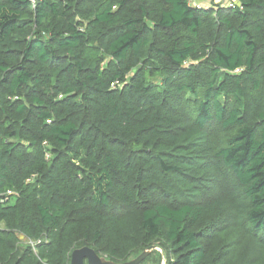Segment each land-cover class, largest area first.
<instances>
[{
	"label": "trees",
	"instance_id": "16d2710c",
	"mask_svg": "<svg viewBox=\"0 0 264 264\" xmlns=\"http://www.w3.org/2000/svg\"><path fill=\"white\" fill-rule=\"evenodd\" d=\"M85 246L264 264V0H0V264Z\"/></svg>",
	"mask_w": 264,
	"mask_h": 264
},
{
	"label": "water",
	"instance_id": "95a60500",
	"mask_svg": "<svg viewBox=\"0 0 264 264\" xmlns=\"http://www.w3.org/2000/svg\"><path fill=\"white\" fill-rule=\"evenodd\" d=\"M147 252L140 255L138 258L125 263H116L107 260L106 257H101L96 251L88 246L76 249L71 255V264H141L146 256Z\"/></svg>",
	"mask_w": 264,
	"mask_h": 264
},
{
	"label": "rangeland",
	"instance_id": "374dc122",
	"mask_svg": "<svg viewBox=\"0 0 264 264\" xmlns=\"http://www.w3.org/2000/svg\"><path fill=\"white\" fill-rule=\"evenodd\" d=\"M192 1V3L194 4V6H197V5H195L196 3H199V4H205V2H204V0H191ZM207 1V0H206ZM214 1H216V2H218L217 4H223V5H231L234 1L233 0H211V2H212V4H214ZM211 4V3H210ZM210 4L208 5V6H210ZM19 238H20V240H21V247H27V246H31L32 248H33V250H35V247H36V245H37V243H35L34 241H31V240H29V239H27V238H25L24 236H22V235H19ZM145 252H147L148 254H147V256H146V258L150 255V254H152V252H153V250H147V251H145ZM145 252H143V253H145ZM143 253H141V254H139L138 256H132L130 259H129V261H132V260H135L136 258H138L140 255H142ZM152 255H154V254H152ZM145 258V259H146ZM128 261V262H129ZM155 261H149L148 262V264H157V262H155ZM165 262H166V259H161V264H165Z\"/></svg>",
	"mask_w": 264,
	"mask_h": 264
},
{
	"label": "crops",
	"instance_id": "0c3cea01",
	"mask_svg": "<svg viewBox=\"0 0 264 264\" xmlns=\"http://www.w3.org/2000/svg\"><path fill=\"white\" fill-rule=\"evenodd\" d=\"M235 1V0H233ZM205 4H199V3H196L195 5H197L198 7H209L208 5L210 4V6L212 5V2L211 0H204ZM215 4H217L218 2L214 1ZM193 4V3H192ZM194 5V4H193Z\"/></svg>",
	"mask_w": 264,
	"mask_h": 264
},
{
	"label": "built area",
	"instance_id": "2783aa9c",
	"mask_svg": "<svg viewBox=\"0 0 264 264\" xmlns=\"http://www.w3.org/2000/svg\"><path fill=\"white\" fill-rule=\"evenodd\" d=\"M237 72H239V71H237Z\"/></svg>",
	"mask_w": 264,
	"mask_h": 264
}]
</instances>
